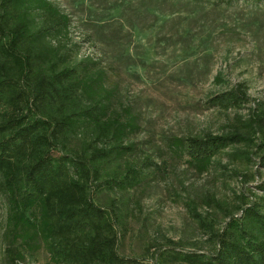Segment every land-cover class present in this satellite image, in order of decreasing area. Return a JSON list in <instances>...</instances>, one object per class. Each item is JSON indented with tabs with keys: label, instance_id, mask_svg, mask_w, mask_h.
<instances>
[{
	"label": "trees",
	"instance_id": "1",
	"mask_svg": "<svg viewBox=\"0 0 264 264\" xmlns=\"http://www.w3.org/2000/svg\"><path fill=\"white\" fill-rule=\"evenodd\" d=\"M70 24V16L51 0H0L6 262L24 264L27 256L45 249L49 264H160L157 258L146 263L119 252L127 202L111 194L141 185L146 168L155 163L149 157L141 163L133 159L134 145L127 141L137 119L130 108H112L115 88L107 86L106 71L90 57L63 62L60 37L69 35ZM248 99L242 82L212 101L228 110ZM259 133L264 135L263 102L248 119L236 117L222 134L175 137L171 149L186 152L189 164L203 173L230 146H239L233 156L246 154ZM259 158L264 168V151ZM240 199L229 207L207 194L206 204L223 212L227 223L218 227L216 218L196 214L213 250L209 256L177 251L174 258L184 264H264V198ZM168 244L173 251L180 245L169 239Z\"/></svg>",
	"mask_w": 264,
	"mask_h": 264
},
{
	"label": "rangeland",
	"instance_id": "2",
	"mask_svg": "<svg viewBox=\"0 0 264 264\" xmlns=\"http://www.w3.org/2000/svg\"><path fill=\"white\" fill-rule=\"evenodd\" d=\"M51 1L71 18L69 35L60 37L63 62L90 57L106 71L107 86L115 88L112 108H130L137 119L127 141L134 145L133 159L155 163L141 185L111 194L127 202L119 252L160 264H184L174 258L182 250L209 256V235L196 214L216 218L222 227L228 219L206 204L207 194L229 207L242 195L248 202L264 198V135L257 134L244 155H232L239 146L226 148L203 173L189 164L186 152L171 149V142L220 135L236 117L246 120L264 103V0ZM242 82L249 99L240 108L213 103L214 96ZM6 216L0 194V264H7ZM168 239L180 245L173 251ZM49 263L40 249L24 264Z\"/></svg>",
	"mask_w": 264,
	"mask_h": 264
}]
</instances>
